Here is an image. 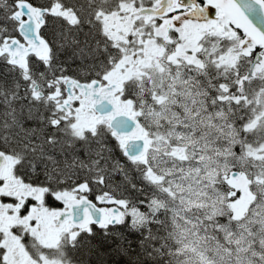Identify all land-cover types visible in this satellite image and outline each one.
<instances>
[{
  "label": "snow or ice",
  "instance_id": "snow-or-ice-1",
  "mask_svg": "<svg viewBox=\"0 0 264 264\" xmlns=\"http://www.w3.org/2000/svg\"><path fill=\"white\" fill-rule=\"evenodd\" d=\"M0 264H264V0H0Z\"/></svg>",
  "mask_w": 264,
  "mask_h": 264
}]
</instances>
